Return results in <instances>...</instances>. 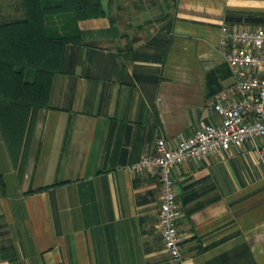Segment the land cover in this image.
Wrapping results in <instances>:
<instances>
[{"label":"crops","instance_id":"obj_1","mask_svg":"<svg viewBox=\"0 0 264 264\" xmlns=\"http://www.w3.org/2000/svg\"><path fill=\"white\" fill-rule=\"evenodd\" d=\"M101 3L102 16L44 17L49 34L74 41L24 154L14 158L0 131V264H177L157 226L156 169L130 165L160 138L173 145L219 121L210 101L233 82L221 28H263L264 0ZM0 15L22 17L21 0H0ZM262 144L247 140L170 171L178 264H264Z\"/></svg>","mask_w":264,"mask_h":264},{"label":"built area","instance_id":"obj_2","mask_svg":"<svg viewBox=\"0 0 264 264\" xmlns=\"http://www.w3.org/2000/svg\"><path fill=\"white\" fill-rule=\"evenodd\" d=\"M218 46L224 52V61L233 77V82L215 93L210 101L219 121L201 123L194 134L179 136L173 145L160 138L153 152L144 153L130 165L132 171L156 169L159 182L157 226L165 250L177 264L182 257L176 225L181 209L170 171L186 160H199L239 147L247 140L264 139V27L229 30L223 26ZM257 152L264 166V144Z\"/></svg>","mask_w":264,"mask_h":264},{"label":"trees","instance_id":"obj_3","mask_svg":"<svg viewBox=\"0 0 264 264\" xmlns=\"http://www.w3.org/2000/svg\"><path fill=\"white\" fill-rule=\"evenodd\" d=\"M101 1L21 0L22 17L0 15V131L14 158L23 148L24 154L35 112L46 105L65 45L74 41V37L49 34L44 17L63 13L73 14L76 20L102 16ZM26 68L34 70L32 81L24 80Z\"/></svg>","mask_w":264,"mask_h":264},{"label":"rangeland","instance_id":"obj_4","mask_svg":"<svg viewBox=\"0 0 264 264\" xmlns=\"http://www.w3.org/2000/svg\"><path fill=\"white\" fill-rule=\"evenodd\" d=\"M27 71H31L30 73H33V69L32 68H27ZM26 78H29L28 74L26 75Z\"/></svg>","mask_w":264,"mask_h":264}]
</instances>
